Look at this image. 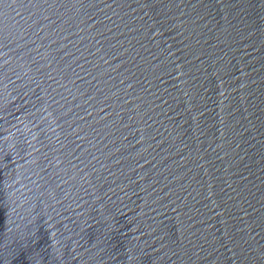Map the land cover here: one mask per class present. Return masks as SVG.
Instances as JSON below:
<instances>
[{
    "label": "water",
    "instance_id": "1",
    "mask_svg": "<svg viewBox=\"0 0 264 264\" xmlns=\"http://www.w3.org/2000/svg\"><path fill=\"white\" fill-rule=\"evenodd\" d=\"M0 264H264V0H0Z\"/></svg>",
    "mask_w": 264,
    "mask_h": 264
}]
</instances>
